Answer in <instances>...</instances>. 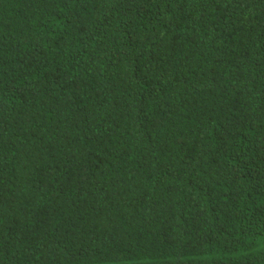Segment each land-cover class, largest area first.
Segmentation results:
<instances>
[{"label":"trees","instance_id":"16d2710c","mask_svg":"<svg viewBox=\"0 0 264 264\" xmlns=\"http://www.w3.org/2000/svg\"><path fill=\"white\" fill-rule=\"evenodd\" d=\"M0 264H264V0H0Z\"/></svg>","mask_w":264,"mask_h":264}]
</instances>
